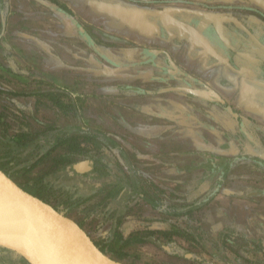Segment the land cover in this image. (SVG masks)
<instances>
[{"label":"crops","instance_id":"1","mask_svg":"<svg viewBox=\"0 0 264 264\" xmlns=\"http://www.w3.org/2000/svg\"><path fill=\"white\" fill-rule=\"evenodd\" d=\"M6 2L2 122L14 110L33 135L61 122L96 157L63 173L83 198L72 217L102 241L200 206L190 220L212 240L156 234L125 250L224 264L218 251L237 245L264 264V0Z\"/></svg>","mask_w":264,"mask_h":264},{"label":"trees","instance_id":"2","mask_svg":"<svg viewBox=\"0 0 264 264\" xmlns=\"http://www.w3.org/2000/svg\"><path fill=\"white\" fill-rule=\"evenodd\" d=\"M6 3V0H0V35L5 26V17L7 13ZM27 128L28 127H25V130L19 128L20 131L12 134L8 130V124L2 122L0 118V167L11 176L13 174L17 176L26 175L39 163L46 161L49 158L55 163L56 170L54 173L56 176L58 178H64V171L67 172L66 170L72 168V165L77 158H96L95 156H91L89 153L90 151L82 147L80 145L81 143L74 139L65 130V126L61 122H57L53 128H49L48 131L38 135H33V133L29 132ZM59 148H64V150L62 149V153L53 155V153ZM53 176L55 175L48 174L47 172L37 177V179L27 178V185L24 184L22 186L46 200L44 193L51 190L52 184L50 179ZM58 183L62 184L61 182ZM59 189V195L66 199L67 213L83 203V198L77 194L75 188L68 190L63 188ZM198 208H200V206H191L181 212H176V215H180L177 220L150 218L147 220V223L149 224L148 232L150 235L137 234L133 236L118 237L114 234L97 243L104 249V251L119 259H124L128 256V252L125 249L133 242H157L155 239L156 234H160L170 242H175L172 239V236L177 234L198 246L196 244L197 241L210 239L207 235H204L201 225L195 226V224H193L194 221L190 220L192 212L194 209ZM182 215L186 218H181ZM232 231L233 230L226 229L224 233L234 234ZM160 235H157L156 237L161 238ZM225 239V235L219 236L220 242L225 243L227 241V239ZM229 239L236 242L235 235H232ZM205 243H203V246H207ZM180 250H182L181 247ZM210 254L212 253L209 251H203V253H201V255L204 256V259H207L206 257ZM1 256L8 264H28L22 257L12 252H3L1 253ZM218 256H225V260H228L229 264H235V262L232 263V261H235L236 259L237 261H241L240 263L250 262L251 264H263L260 262L261 259H258L254 248L250 250V248L246 247V249L244 248L243 252L240 253L236 245L231 251H225V249L218 251Z\"/></svg>","mask_w":264,"mask_h":264},{"label":"water","instance_id":"3","mask_svg":"<svg viewBox=\"0 0 264 264\" xmlns=\"http://www.w3.org/2000/svg\"><path fill=\"white\" fill-rule=\"evenodd\" d=\"M92 164L87 160L75 168L84 172ZM3 252L28 264H126L104 251L69 213L25 189L0 167V264H8L1 260Z\"/></svg>","mask_w":264,"mask_h":264},{"label":"rangeland","instance_id":"4","mask_svg":"<svg viewBox=\"0 0 264 264\" xmlns=\"http://www.w3.org/2000/svg\"><path fill=\"white\" fill-rule=\"evenodd\" d=\"M0 107H1V103H0ZM7 113H8V119L13 120V121L11 120V123H9L8 130L12 134H14V133L18 132V129H19L18 123H21V119L17 120V118L15 117V111L14 110L13 111L8 110ZM45 114L47 115V111ZM14 120H16L17 122H15ZM1 121H3V120H1ZM6 121H5V123H6ZM55 170H56V166H55L54 161L48 158L46 161H43L42 163H40L34 170L28 172L26 175L17 176V175L13 174L12 176L15 178V180L19 184L27 185V181H28L27 178L37 179V177L39 175H43L47 172H48V174L55 175L50 179L52 187H51V190H48V192H51V193H48V192L44 193V197L46 198V200L50 201L55 206L62 207L64 205V203L62 202L63 197H61L58 193L60 190L59 188H63V189H67V190L69 188H66V186L64 184L65 180H62L63 178L60 177L61 178L60 179L56 176V174L54 173ZM63 177L68 179L67 176H63ZM69 179L73 180V177L69 176ZM55 181L61 182L64 185H62L60 183L57 184ZM53 193H54V195H53ZM68 213L71 216L77 215L76 213H73L71 211ZM93 224H94V222H93ZM89 230L92 233H96L95 231H93V230H95L94 227L90 228ZM94 238L96 240H98V242H101L96 235H94ZM155 250H157V249H155ZM127 252H128V256H126L124 259H121L126 264H151V261L149 259H153V261H155V258L159 259L160 254L163 253V255H164L163 249L161 247L156 252H154L151 256H149V254H147L148 251H146V250L145 251L131 250V251H127ZM158 263H160V264H195V262L193 263L189 260H186L185 258H178L177 262H171V261L165 262L164 261V263H163L161 261Z\"/></svg>","mask_w":264,"mask_h":264},{"label":"flooded vegetation","instance_id":"5","mask_svg":"<svg viewBox=\"0 0 264 264\" xmlns=\"http://www.w3.org/2000/svg\"><path fill=\"white\" fill-rule=\"evenodd\" d=\"M26 189V188H25ZM28 190V189H27ZM48 201V200H47ZM50 202V201H49ZM57 207V206H56ZM58 208V207H57ZM61 210L67 212L66 210V205L64 204L62 207H59ZM201 253H203V251H199V252H188V251H184L182 252L180 250V248H175V256L180 257V258H185L186 260H189L191 262H195V264H221L220 262H215V261H210L207 259H204V256L201 255ZM191 254V257H188V255ZM1 258V257H0ZM2 261H5L3 259H1ZM235 262V264H251L250 262H246V263H240L241 261H237V259L235 261H232V263ZM224 264H229L228 260L224 263ZM259 264V263H257Z\"/></svg>","mask_w":264,"mask_h":264}]
</instances>
